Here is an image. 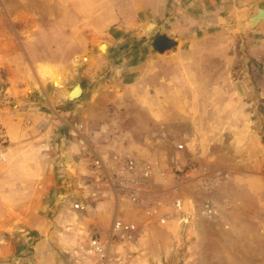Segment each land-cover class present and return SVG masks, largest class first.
Returning <instances> with one entry per match:
<instances>
[{"label":"crops","instance_id":"0c3cea01","mask_svg":"<svg viewBox=\"0 0 264 264\" xmlns=\"http://www.w3.org/2000/svg\"><path fill=\"white\" fill-rule=\"evenodd\" d=\"M66 1L77 21L69 31L79 43L75 48L85 51L37 65L40 83L26 86L29 94L11 89L10 98L18 102L14 110L0 105V129L8 139L0 162V257L11 254L3 233L22 232L25 240L51 237L53 226L63 223L68 209L60 198L69 192L68 162L78 170L77 187L87 184L83 173L91 178L86 157L76 151L80 122L84 138L102 156L118 152L146 159L149 144L160 142L154 137L164 129L186 145L187 158L200 162L199 168L204 163L217 168L231 144L248 146L254 139L262 146L258 133L250 132L249 117L243 119L241 99L255 89L244 83L250 76L235 70L243 54L264 53V21L255 28L250 22L264 0ZM162 34L176 46L159 53L153 41ZM103 44L105 53L99 50ZM32 71L35 75L33 64ZM35 85L43 102L31 99ZM77 85L82 94L71 101ZM57 172L61 182L54 178ZM71 192L80 198L76 188ZM91 204L85 214L100 217L106 206ZM110 209L113 217L124 216L122 204ZM98 221L94 228L111 225Z\"/></svg>","mask_w":264,"mask_h":264},{"label":"rangeland","instance_id":"374dc122","mask_svg":"<svg viewBox=\"0 0 264 264\" xmlns=\"http://www.w3.org/2000/svg\"><path fill=\"white\" fill-rule=\"evenodd\" d=\"M73 9V4L66 0H0V105L5 104L14 110L18 102L10 98L11 89L18 87L29 94L26 86L40 83L35 80L37 65L53 64L83 54L85 50L75 48V44L79 43L69 32L77 22L71 15ZM32 64L35 75H32ZM235 72L251 78L244 83H249L255 94L252 90L251 96L241 99L246 110L243 119L249 117L253 127L250 132L258 133L262 146L259 147L254 139L248 142V146L231 144L217 168L212 163L201 164L205 167L199 168L197 163L200 162L188 159L198 173L194 170L191 177L185 178L172 173L171 159L175 156L187 157V153L177 154L170 142H151L148 146L150 152L142 160L159 162L164 176H156L148 186L165 190L178 187L182 196L198 209L204 200H210L216 205L219 218L205 220L197 216L187 222L175 217L163 228L146 221L139 209L129 202L122 203L123 217L137 222L142 228L150 226L140 232L137 240L117 247L121 250L124 264H264V53L257 57L243 54ZM32 77L35 81L29 80ZM36 86L31 99L43 102L44 98L39 96L40 90ZM52 88L48 85L49 91L55 93ZM99 147L102 145L99 144ZM195 150L198 153L200 146L196 145ZM71 163L68 162L71 173L67 177L69 186L66 187L69 192L60 198L68 209V215L61 220L63 223L53 226L51 237L28 235L31 238L25 240L21 239L22 232L17 231L11 236L3 233L6 240L3 244L7 245L11 254L0 257V264L89 263L84 249L95 230L94 223L99 220L109 225L114 216V209L110 208L116 201L102 188H96L97 195L92 198L87 190L77 187L73 173L76 169L73 171ZM202 172L208 173L210 178L220 172L223 177L219 184L206 190ZM61 176L57 172L54 178L61 182ZM80 179L91 182L86 173ZM73 188L77 190L76 195L83 196L88 202L91 200V203L106 206L101 210L103 216L99 217L96 212H76L72 208L77 200L72 197ZM162 203L167 207L172 204L170 198ZM91 206L94 207V204ZM165 210L170 211V208ZM97 216L102 219H97Z\"/></svg>","mask_w":264,"mask_h":264},{"label":"built area","instance_id":"2783aa9c","mask_svg":"<svg viewBox=\"0 0 264 264\" xmlns=\"http://www.w3.org/2000/svg\"><path fill=\"white\" fill-rule=\"evenodd\" d=\"M76 131L79 138L77 154L86 157L87 166L91 172V182L84 185L89 196H96V188H102L114 197L117 204L129 202L139 209L146 221L163 228L167 227L175 217L187 222L197 216L205 220L219 218V211L210 200H204L198 209V206L182 196L178 187L157 191L148 186V183H151L156 176H164L159 162L138 160L118 152L102 156L84 138L83 133L86 131V127L83 122L77 124ZM173 137L167 131L161 130L154 138L164 143L170 142L177 154H184L186 145ZM7 145V137L0 129V162L5 161L4 153ZM171 161V170L175 175L189 178L193 175L194 170L197 171V168L188 161L187 157L178 158L175 156ZM201 176L206 190L211 185L219 184L223 177L220 172H217L212 178L206 172ZM169 198L172 202L171 206H163L162 202ZM90 205L87 199L81 196L75 201L73 208L77 212L85 213ZM166 208H170L171 212L165 210ZM145 227L142 228L137 222L127 220L122 216L113 217L111 225L107 229L97 226L90 234L84 249V254L89 260L88 264H124L121 260L122 256H120L121 250L117 247L137 240L140 232L150 226Z\"/></svg>","mask_w":264,"mask_h":264},{"label":"water","instance_id":"95a60500","mask_svg":"<svg viewBox=\"0 0 264 264\" xmlns=\"http://www.w3.org/2000/svg\"><path fill=\"white\" fill-rule=\"evenodd\" d=\"M264 21V8L259 9L257 12L254 13V15L250 18V22L252 23V27L255 28L259 23ZM174 46H176V42L171 39L168 38L166 35L162 34L159 35L154 41H153V49L159 53H164L167 50L172 49ZM99 50L103 53L106 52V45H101ZM77 90H80V94L76 97H72L73 95H75V92ZM78 94V92L76 93ZM82 94V89L80 85H77L72 92L69 95V99L71 101L79 98Z\"/></svg>","mask_w":264,"mask_h":264},{"label":"bare ground","instance_id":"6f19581e","mask_svg":"<svg viewBox=\"0 0 264 264\" xmlns=\"http://www.w3.org/2000/svg\"><path fill=\"white\" fill-rule=\"evenodd\" d=\"M107 52V51H106ZM78 92V94H76ZM80 94V90H77L76 92H75V95H73L72 97L74 98V97H76V96H78Z\"/></svg>","mask_w":264,"mask_h":264}]
</instances>
